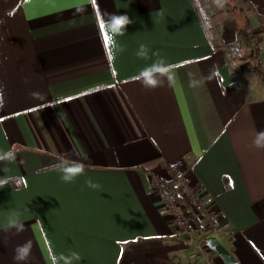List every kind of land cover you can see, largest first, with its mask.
<instances>
[{
  "label": "crops",
  "instance_id": "crops-1",
  "mask_svg": "<svg viewBox=\"0 0 264 264\" xmlns=\"http://www.w3.org/2000/svg\"><path fill=\"white\" fill-rule=\"evenodd\" d=\"M236 1L264 37V0ZM109 13L134 21L115 39ZM220 42L192 0H0V153L16 154L0 161V264H203L202 231L181 233L153 189L173 164L237 264H264V81L251 61L234 78ZM161 60L159 86L133 79ZM65 155L85 165L71 183L52 168Z\"/></svg>",
  "mask_w": 264,
  "mask_h": 264
},
{
  "label": "built area",
  "instance_id": "built-area-1",
  "mask_svg": "<svg viewBox=\"0 0 264 264\" xmlns=\"http://www.w3.org/2000/svg\"><path fill=\"white\" fill-rule=\"evenodd\" d=\"M153 189L161 195L164 207L181 233L190 236L199 229L202 231L199 242L190 244V257H201L203 264H223L217 253L207 246V241L221 232L214 212L201 199L199 187L186 179L180 164L171 165L168 180L155 181Z\"/></svg>",
  "mask_w": 264,
  "mask_h": 264
},
{
  "label": "clouds",
  "instance_id": "clouds-1",
  "mask_svg": "<svg viewBox=\"0 0 264 264\" xmlns=\"http://www.w3.org/2000/svg\"><path fill=\"white\" fill-rule=\"evenodd\" d=\"M134 21L126 14H107L105 27L109 31L110 35L115 39L118 35H123L127 29V26L133 23ZM123 51V49H121ZM148 48L146 45L141 44L140 49L137 55L141 58H148ZM172 71L171 65H166L163 60L158 61L145 69H143L140 74L133 79L139 80L143 83L145 87L155 88L162 83V80L157 77L166 76L169 72ZM0 92H2V85H0ZM255 146L258 148H264V143L258 139L255 141ZM15 151H8L0 153V161H12L15 159ZM54 170L61 172V179L65 183H71L79 175H82L85 170V165L81 161L73 160L70 156H61L55 165L52 166ZM2 185V182H0ZM88 186L92 188H99L98 184L92 183L91 180L88 181ZM11 226L16 228L17 231L23 230V224L16 221L11 222ZM30 253V242H25L22 245H19L16 249L15 260L19 262L26 261Z\"/></svg>",
  "mask_w": 264,
  "mask_h": 264
},
{
  "label": "trees",
  "instance_id": "trees-1",
  "mask_svg": "<svg viewBox=\"0 0 264 264\" xmlns=\"http://www.w3.org/2000/svg\"><path fill=\"white\" fill-rule=\"evenodd\" d=\"M197 11L201 25L212 45L217 44L220 35L223 33L224 27L221 23L212 22L215 14L213 5L209 0H192ZM226 12L229 11L227 4L223 5ZM237 39L225 45L226 66L229 68L231 75L236 78L239 68L236 62L240 59L242 51L249 49L253 53L250 65L245 69L247 73L255 74L264 81V62L262 59V37L251 30V24L248 19L245 24L237 31ZM156 181H162L156 179ZM173 187V185H171Z\"/></svg>",
  "mask_w": 264,
  "mask_h": 264
},
{
  "label": "rangeland",
  "instance_id": "rangeland-1",
  "mask_svg": "<svg viewBox=\"0 0 264 264\" xmlns=\"http://www.w3.org/2000/svg\"><path fill=\"white\" fill-rule=\"evenodd\" d=\"M209 1L213 5L215 11V14L212 17L213 24L218 22L221 23L226 33L220 36L221 38L220 44L222 43V46H224L225 42L226 43L233 42L234 40L237 39L236 37L237 31L240 28H242L245 24L246 18H245L244 10L246 11L247 8L243 7L244 8L243 10L242 6L239 5L236 0H209ZM224 4H227L229 6L228 12H226L225 9H223ZM251 30L259 35H262V33L259 32V29L255 27V25H253V23L251 24ZM263 39L264 37H262V41ZM252 57H253L252 51L245 50L243 57L240 60H238L237 63L238 65L245 64L246 62L252 61Z\"/></svg>",
  "mask_w": 264,
  "mask_h": 264
},
{
  "label": "water",
  "instance_id": "water-1",
  "mask_svg": "<svg viewBox=\"0 0 264 264\" xmlns=\"http://www.w3.org/2000/svg\"><path fill=\"white\" fill-rule=\"evenodd\" d=\"M207 246L217 253L223 264H237L233 254L229 252L216 238L208 240Z\"/></svg>",
  "mask_w": 264,
  "mask_h": 264
},
{
  "label": "snow or ice",
  "instance_id": "snow-or-ice-1",
  "mask_svg": "<svg viewBox=\"0 0 264 264\" xmlns=\"http://www.w3.org/2000/svg\"><path fill=\"white\" fill-rule=\"evenodd\" d=\"M93 2L95 3V0H93ZM100 27H101V29L103 30L104 25L101 24ZM103 39H104L105 45L107 46V45H108V42H109V40H110V37H109L108 35L105 34L104 37H103Z\"/></svg>",
  "mask_w": 264,
  "mask_h": 264
}]
</instances>
